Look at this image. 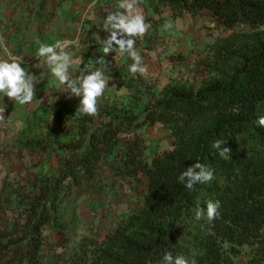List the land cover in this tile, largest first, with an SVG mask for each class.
Segmentation results:
<instances>
[{
  "label": "trees",
  "instance_id": "16d2710c",
  "mask_svg": "<svg viewBox=\"0 0 264 264\" xmlns=\"http://www.w3.org/2000/svg\"><path fill=\"white\" fill-rule=\"evenodd\" d=\"M140 1L153 31L163 11L201 21L213 37L204 60L192 81L151 95L119 81L94 115L38 106L24 144L52 162L9 185L0 264H160L165 252L264 264V127L255 123L264 114V0ZM153 129L167 134L164 151ZM216 139L228 158L210 147ZM195 162L214 179L189 191L176 177ZM208 200L219 201L216 217L194 219Z\"/></svg>",
  "mask_w": 264,
  "mask_h": 264
},
{
  "label": "rangeland",
  "instance_id": "374dc122",
  "mask_svg": "<svg viewBox=\"0 0 264 264\" xmlns=\"http://www.w3.org/2000/svg\"><path fill=\"white\" fill-rule=\"evenodd\" d=\"M154 23H157L156 26L154 25L156 31L148 29L145 35L136 38L134 45L135 50L142 57V63L147 69L146 73L143 75L129 73L128 65L132 63V60L127 54L108 53L105 56L107 62L105 75L108 77V85L99 99H102L105 94L111 93L119 81L124 84L131 82L132 86L143 90L148 95L159 91L170 82L192 81L197 62L204 60L207 47L213 43L212 34H209L210 31L201 21H194L188 17L173 20L166 11H163L159 17L156 16ZM165 25L168 27L165 28ZM88 48L91 51L97 50L91 56L83 54L82 69L79 71L77 67H70V74L73 77L81 71L94 69L96 67L94 61L98 56L103 55L97 45ZM113 72H118L119 75L113 76ZM45 89L47 88L41 90ZM49 91L51 93L43 96L34 94L33 100L25 105H19L6 96L0 97V109H3L0 112V228L11 217L10 210L7 208L8 200L5 199L9 185L13 186L21 176L26 174V170L31 171L34 164L52 162L51 158L44 155H42V160L38 161L41 153H38L37 150L31 151L25 146L24 140L33 136L30 130L29 116H34L33 114L39 110L38 106L45 107L46 111H52V113L57 106L71 112L77 110L78 97H69L67 92L61 91L60 87L49 88ZM36 92L37 90L34 91V93ZM38 98L41 100L37 104ZM43 120L52 124V121L47 119V115ZM150 135V140L157 144V149L160 152L168 148L169 138L166 133L159 129H153ZM82 213L84 218L89 217L87 216L88 212L85 213L82 210ZM97 222V217L88 219V223L93 225V228ZM82 232L80 227L75 242L68 245L66 253L75 248L83 235Z\"/></svg>",
  "mask_w": 264,
  "mask_h": 264
},
{
  "label": "clouds",
  "instance_id": "9594fccd",
  "mask_svg": "<svg viewBox=\"0 0 264 264\" xmlns=\"http://www.w3.org/2000/svg\"><path fill=\"white\" fill-rule=\"evenodd\" d=\"M114 11L107 12L101 24V31L106 33L104 38H98L103 55L94 61L96 67L89 71H81L73 77L70 74V66L73 58L65 51L71 45H78V41L57 40L53 44L40 43L36 49L37 58H43L54 82L61 91L67 92L69 97H78L79 104L76 113L80 115H94L97 112V100L108 85V77L105 75L107 62L105 56L108 53L117 52L127 54L132 63L128 65L131 74H145L147 69L142 63V57L135 50L136 38L142 37L151 27L146 23L142 12L136 7V0H117ZM165 28L168 25L164 26ZM6 58L0 59V97L6 96L19 105L30 103L34 97V84L37 82L34 76L26 73L21 67L23 59L19 58L6 46L0 44ZM3 109H0L2 112ZM255 123L264 127V114L258 115ZM223 139H216L210 147L221 158H228L231 151L228 147H222ZM177 182L192 191L197 184H204L214 179V171L211 167L200 162H195L181 171L176 177ZM219 201H205L204 207L197 206L194 210V219L199 220L205 216L212 221L218 214ZM160 264H195L182 254L173 255L165 252Z\"/></svg>",
  "mask_w": 264,
  "mask_h": 264
},
{
  "label": "crops",
  "instance_id": "0c3cea01",
  "mask_svg": "<svg viewBox=\"0 0 264 264\" xmlns=\"http://www.w3.org/2000/svg\"><path fill=\"white\" fill-rule=\"evenodd\" d=\"M116 3L117 0H0V23H3L0 25V44L23 59L21 67L37 81L34 94L43 96L51 93L49 88L59 86L53 82L45 60L35 57L39 44L50 45L57 40L78 41V45L64 50L73 57L70 67H77L79 71L83 54L91 56L97 50L91 51L88 47H100L98 38L106 35L101 31V24L107 12L116 10ZM142 4L136 0V7L145 15ZM79 21L84 23L83 31L76 24ZM3 36L4 43L1 41ZM4 58L0 49V59ZM44 88L47 89L42 91ZM40 100L38 98L36 103Z\"/></svg>",
  "mask_w": 264,
  "mask_h": 264
},
{
  "label": "built area",
  "instance_id": "2783aa9c",
  "mask_svg": "<svg viewBox=\"0 0 264 264\" xmlns=\"http://www.w3.org/2000/svg\"><path fill=\"white\" fill-rule=\"evenodd\" d=\"M76 24L78 25V27H79L80 31H83V26H84V23H83V22H81V21H79V22H77ZM1 41H2L3 43L5 42V40H4V36H3V37H1Z\"/></svg>",
  "mask_w": 264,
  "mask_h": 264
}]
</instances>
